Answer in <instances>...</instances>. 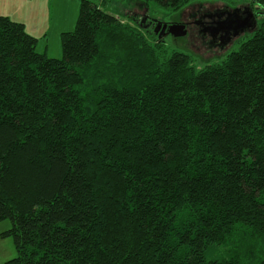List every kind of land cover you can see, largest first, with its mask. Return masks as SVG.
Listing matches in <instances>:
<instances>
[{
	"label": "trees",
	"instance_id": "16d2710c",
	"mask_svg": "<svg viewBox=\"0 0 264 264\" xmlns=\"http://www.w3.org/2000/svg\"><path fill=\"white\" fill-rule=\"evenodd\" d=\"M122 1L80 0L61 58L0 15V223L17 250L5 264H264V16L198 66Z\"/></svg>",
	"mask_w": 264,
	"mask_h": 264
},
{
	"label": "rangeland",
	"instance_id": "374dc122",
	"mask_svg": "<svg viewBox=\"0 0 264 264\" xmlns=\"http://www.w3.org/2000/svg\"><path fill=\"white\" fill-rule=\"evenodd\" d=\"M141 5L142 3L140 4L137 0L133 3L130 0H123L119 3L118 10L121 13L135 9L147 10L150 14L173 23H182L185 19L192 20L198 16V14H192L195 10L192 7L173 12L154 2H151L149 6ZM79 6L80 0H0V15H8L13 20L25 22L28 32L38 38L37 51L53 58H61L63 55L62 33L74 30L79 16ZM117 17L126 21L119 15ZM241 35L224 41L195 26L185 36L167 35L163 39H166L171 49L187 52L192 55L196 65L203 66L216 62L229 52L237 50L239 40L244 39L240 38ZM11 227L12 221L5 220L0 223V232L3 233ZM6 239L11 242L13 249L10 259L17 255V250L13 237H6Z\"/></svg>",
	"mask_w": 264,
	"mask_h": 264
},
{
	"label": "flooded vegetation",
	"instance_id": "af4514ba",
	"mask_svg": "<svg viewBox=\"0 0 264 264\" xmlns=\"http://www.w3.org/2000/svg\"><path fill=\"white\" fill-rule=\"evenodd\" d=\"M130 15L145 29L157 34L159 37L163 38L171 35L168 34V28L173 22L162 20L150 14L147 10H130ZM263 16L264 10L259 5H254L245 6L239 11L228 14H224V12H203L192 20L185 19L182 23L187 24L189 31L192 27L199 26L203 31H208L214 35L215 38L227 41L233 36L252 32Z\"/></svg>",
	"mask_w": 264,
	"mask_h": 264
},
{
	"label": "crops",
	"instance_id": "0c3cea01",
	"mask_svg": "<svg viewBox=\"0 0 264 264\" xmlns=\"http://www.w3.org/2000/svg\"><path fill=\"white\" fill-rule=\"evenodd\" d=\"M32 12H34V11H32ZM24 24L26 25L25 22H24ZM1 234H2V232H0V257H1L0 264H5L6 260L9 259V257L12 255L13 249L11 248V242L6 241L8 239L2 237Z\"/></svg>",
	"mask_w": 264,
	"mask_h": 264
},
{
	"label": "water",
	"instance_id": "95a60500",
	"mask_svg": "<svg viewBox=\"0 0 264 264\" xmlns=\"http://www.w3.org/2000/svg\"><path fill=\"white\" fill-rule=\"evenodd\" d=\"M247 10V9H245ZM239 11V10H235ZM166 27V25H165ZM189 32L188 28H187V24L186 23H172L170 24L169 28H168V34H171L173 36L176 37H180V36H185L187 35Z\"/></svg>",
	"mask_w": 264,
	"mask_h": 264
}]
</instances>
